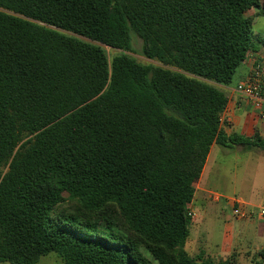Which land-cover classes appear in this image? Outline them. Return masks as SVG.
Returning a JSON list of instances; mask_svg holds the SVG:
<instances>
[{"label": "trees", "instance_id": "obj_1", "mask_svg": "<svg viewBox=\"0 0 264 264\" xmlns=\"http://www.w3.org/2000/svg\"><path fill=\"white\" fill-rule=\"evenodd\" d=\"M255 8L264 17L260 0H0V167L33 136L0 181V263L235 264L186 257L188 205L213 144L264 152V137L219 128ZM58 30L122 51L134 33L177 71L108 62ZM65 195L82 216H52Z\"/></svg>", "mask_w": 264, "mask_h": 264}, {"label": "crops", "instance_id": "obj_2", "mask_svg": "<svg viewBox=\"0 0 264 264\" xmlns=\"http://www.w3.org/2000/svg\"><path fill=\"white\" fill-rule=\"evenodd\" d=\"M254 41V49L248 53L249 61L260 63L264 69V40L256 38ZM249 68L250 63L244 61L237 68L232 83L229 86H221L227 104L220 115L219 128L227 137L237 135L248 139L255 134L264 137V99L255 105L236 90L237 84L246 78ZM229 149L234 150V153L224 156L217 145L213 144L210 148L200 178L194 184L192 201L197 199L195 203L201 208L196 211L198 213L196 220H192L189 237L194 229L198 234L197 239L203 246L204 252H200L206 257L216 260L233 257L236 264H264L260 255L264 253V226L257 227L258 223L264 225V216L260 215V211L264 209V152L243 145H233ZM228 157L230 160L246 159L245 172L250 173L243 188L234 191L231 197L218 194L217 186L209 180L217 161L227 160ZM236 164L241 165L237 162ZM208 195L214 196V205H209ZM234 202H237L245 213L252 212V216L244 220L234 219L232 214ZM226 210L229 211V216L225 219L221 233L212 236L209 230L212 222L217 218H225ZM233 220L236 222H232ZM224 232L227 234L226 237Z\"/></svg>", "mask_w": 264, "mask_h": 264}, {"label": "rangeland", "instance_id": "obj_3", "mask_svg": "<svg viewBox=\"0 0 264 264\" xmlns=\"http://www.w3.org/2000/svg\"><path fill=\"white\" fill-rule=\"evenodd\" d=\"M261 3H264V0H260ZM258 9H252L250 10L246 15L250 16L253 18V25H252V37L254 39L260 38L264 40V17H259L257 16L258 14ZM41 25V24H40ZM44 26V25H41ZM45 27V26H44ZM59 31V30H58ZM60 33L71 36L74 38H77L85 43H89L92 45H96L100 47L106 57L108 62L112 60L113 57L118 56V55H126L130 58H132L136 63L141 64V65H152L156 67H161L167 70L171 71H177L175 68L170 67V66H165L162 65L161 63L157 62L156 60H150L147 59L143 56L142 54V40L139 39L134 33H131V47L129 51H122V50H114L111 49L110 47L104 46L102 44H99L97 42L91 41L89 39L73 35L69 32L65 31H59ZM33 140V136H23L21 142L17 146V148L14 150L12 157L8 160L7 164L0 167V181L3 179V177L9 172V166L11 162L13 161L14 158L20 156L25 149H27L30 144L29 142ZM220 149V153L224 156H229L232 153H234V150L230 149H225L220 146H218ZM237 163H241V165H237ZM244 162V163H243ZM247 160L240 158L239 160H230V157H228L227 160L225 159H219L217 161V166H213L212 168V173L209 175V180L217 186L216 192L219 194H223L226 197H231L233 196V192L236 190H240L243 188V184L245 183V179L249 178L250 173L245 172V164ZM199 186L197 185L196 188ZM209 205H214L213 200L215 199L213 195H208L207 196ZM206 199V200H207ZM195 202H197V199L195 201H192L191 204H189V212L192 215V220H196L198 214L196 211L201 208L198 206ZM117 213V212H116ZM61 215V216H82V211L80 210V207L78 206L76 201L70 200L67 198V196H64V200L55 207L54 212L52 213V216L55 215ZM229 216V211L226 210L224 211V217L225 218H217L216 221L214 220L211 224V227L209 228L210 233L213 235L218 236L222 228L225 224V219L228 218ZM118 221V217L116 218ZM232 222H236L233 220ZM264 225L258 223L257 227H262ZM226 227V226H225ZM225 230V228H224ZM225 237L226 233L224 232ZM198 234L193 231L191 232L190 237H188V240L185 245V255L186 257L193 258L196 257L200 251H203V246L202 243L199 242L197 239ZM204 252V251H203ZM231 260L235 259L231 257ZM236 262V261H235ZM0 264H8V263H0ZM37 264H62L61 260L53 253L48 254L46 256H43L40 258ZM236 264V263H235ZM253 264V263H252Z\"/></svg>", "mask_w": 264, "mask_h": 264}, {"label": "built area", "instance_id": "obj_4", "mask_svg": "<svg viewBox=\"0 0 264 264\" xmlns=\"http://www.w3.org/2000/svg\"><path fill=\"white\" fill-rule=\"evenodd\" d=\"M248 53L244 61L250 63L249 72L246 78L237 84L236 90L246 99L258 105L264 99V69L260 63L249 61ZM233 218L236 220H244L252 216V212L245 213L237 202L232 207ZM260 215L264 216V209L260 211ZM190 216L192 217L191 213Z\"/></svg>", "mask_w": 264, "mask_h": 264}]
</instances>
